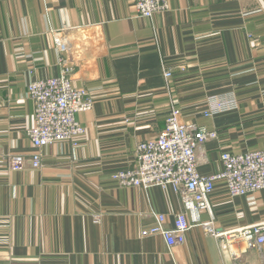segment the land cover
Instances as JSON below:
<instances>
[{
	"label": "crops",
	"instance_id": "crops-1",
	"mask_svg": "<svg viewBox=\"0 0 264 264\" xmlns=\"http://www.w3.org/2000/svg\"><path fill=\"white\" fill-rule=\"evenodd\" d=\"M134 2L0 0V264H264V246L238 243L236 257L197 224L213 218L234 232L264 221V190L232 197L219 186L211 211H188L173 184L112 178L135 165L137 144L164 129L172 107L218 132L197 150L203 174L222 168L223 151L264 149V0H169L152 17ZM58 33L71 42L67 53L56 49ZM60 57L75 63L73 83L93 106L77 114L86 128L78 143L44 147L35 169L27 90L59 75ZM215 100L228 105L211 113ZM15 155L22 170L7 165ZM185 211L197 223L183 244L141 235L158 213L171 227Z\"/></svg>",
	"mask_w": 264,
	"mask_h": 264
},
{
	"label": "built area",
	"instance_id": "built-area-1",
	"mask_svg": "<svg viewBox=\"0 0 264 264\" xmlns=\"http://www.w3.org/2000/svg\"><path fill=\"white\" fill-rule=\"evenodd\" d=\"M134 4L137 13L143 17H152L169 8V0H135ZM55 43L60 54L71 49V42L64 34H56ZM60 65L59 75L34 80L27 90L35 106V125L28 130L34 146L31 164L35 169L44 164V147L64 141H71L75 145L78 143L86 133V128L77 119V114L93 106L89 90L73 83L75 63L60 57ZM164 75L171 78L172 68L164 67ZM227 105L224 100H215L211 113ZM217 137L216 130L184 121L181 109L172 107L164 129L156 137L137 144L135 165L115 171L112 178L123 186L143 188L173 184L188 211H211V195L219 186H224L232 197L264 190V149L239 153L223 151L220 156L221 169L208 174L199 171L197 150L205 142ZM6 160L11 170L24 168V157L21 155L8 156ZM95 220L99 221V216ZM167 222V214L160 212L154 225L142 229L141 235L161 234L167 245L172 247L183 244L187 232L197 223L188 219L186 211L176 216L173 226L167 227ZM197 224L203 226L208 236L219 241L222 251H230L236 257L242 256L238 243H242L246 250L264 246V221L234 232L219 231L213 218Z\"/></svg>",
	"mask_w": 264,
	"mask_h": 264
}]
</instances>
